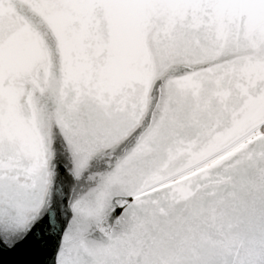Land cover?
Masks as SVG:
<instances>
[{"label":"snow or ice","instance_id":"obj_1","mask_svg":"<svg viewBox=\"0 0 264 264\" xmlns=\"http://www.w3.org/2000/svg\"><path fill=\"white\" fill-rule=\"evenodd\" d=\"M0 264H264V0H0Z\"/></svg>","mask_w":264,"mask_h":264}]
</instances>
